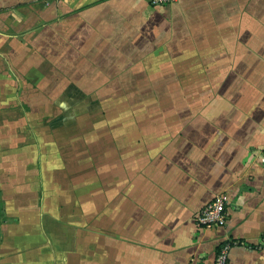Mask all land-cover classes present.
I'll return each instance as SVG.
<instances>
[{"label": "crops", "instance_id": "obj_1", "mask_svg": "<svg viewBox=\"0 0 264 264\" xmlns=\"http://www.w3.org/2000/svg\"><path fill=\"white\" fill-rule=\"evenodd\" d=\"M263 156L264 0H0V264H264Z\"/></svg>", "mask_w": 264, "mask_h": 264}, {"label": "built area", "instance_id": "obj_2", "mask_svg": "<svg viewBox=\"0 0 264 264\" xmlns=\"http://www.w3.org/2000/svg\"><path fill=\"white\" fill-rule=\"evenodd\" d=\"M175 0H149L152 6L171 3ZM264 163V156H263ZM230 197L227 192H220L204 203L194 214L193 221L198 227H222L226 224L229 212ZM238 239L228 238L218 244L214 264H227L229 252L233 246L239 245Z\"/></svg>", "mask_w": 264, "mask_h": 264}, {"label": "rangeland", "instance_id": "obj_3", "mask_svg": "<svg viewBox=\"0 0 264 264\" xmlns=\"http://www.w3.org/2000/svg\"><path fill=\"white\" fill-rule=\"evenodd\" d=\"M160 92H162V91H160Z\"/></svg>", "mask_w": 264, "mask_h": 264}]
</instances>
